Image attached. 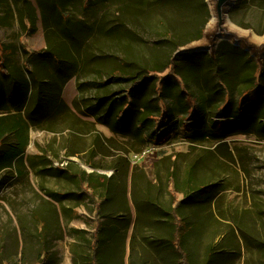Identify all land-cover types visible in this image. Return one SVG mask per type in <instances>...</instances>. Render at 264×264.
<instances>
[{
  "label": "rangeland",
  "instance_id": "rangeland-1",
  "mask_svg": "<svg viewBox=\"0 0 264 264\" xmlns=\"http://www.w3.org/2000/svg\"><path fill=\"white\" fill-rule=\"evenodd\" d=\"M81 7L95 22L71 29L46 0H0V43L11 49L14 69L25 70L24 48L31 54L52 48L63 66L57 71L43 58L34 66V92L41 90L48 105L27 121L22 160L0 171V264H93L96 210L77 183L82 172L113 179L101 264H182L172 217L142 204L148 197L169 210L172 176L181 190L178 218L191 264H264V42L250 38L264 37V0H236L229 13L253 48L238 47L257 63L244 85V61L222 53L218 60L222 42L211 47L207 0H82ZM187 51L204 55L193 87L206 98L205 128L193 114L179 120V129L140 121L132 133H117L100 122L106 108H94L92 84L125 94L132 83L111 82L115 70L146 75ZM243 90L260 103L251 119L240 109ZM14 140L10 135L7 144ZM145 145L155 146L154 153L134 159Z\"/></svg>",
  "mask_w": 264,
  "mask_h": 264
},
{
  "label": "trees",
  "instance_id": "trees-1",
  "mask_svg": "<svg viewBox=\"0 0 264 264\" xmlns=\"http://www.w3.org/2000/svg\"><path fill=\"white\" fill-rule=\"evenodd\" d=\"M81 1L46 0V3L53 10V14L58 18L60 24L72 29L77 28L81 24L84 26L90 24L92 26L95 22L86 16L85 11H82ZM233 10L235 8L231 12ZM64 13L68 15L67 19L64 18ZM53 51L52 48L50 50L47 48L43 52L31 54L24 48L26 61L23 67L25 70L20 73L18 69H14V62L10 60L11 49L5 48L0 43V115H2L0 116V171L11 169L22 160L29 145V122L27 121L36 119L43 107L48 105L41 90L34 92L37 82L39 83L37 77L34 76V73H36L34 66L37 62H40L39 58L50 59L55 65L54 69L62 71V63L56 60V54ZM221 53L228 57L229 60H234L236 57L238 60L242 59L244 61L241 66L244 73L241 83L243 85L246 84V75L249 71L256 68L255 65L257 63L254 58L243 49L234 47L227 42H223L219 46L216 54L219 58L218 60H220L219 56ZM203 57L202 52H180L175 59L169 61L165 69L162 68L159 71L148 69L146 75L140 72H137L136 75H130L124 68H119L112 73L110 80L113 83L130 81L132 86L124 92L125 94L107 92L105 91L106 84L101 82L92 84L97 91V104L94 108L97 110L106 108V114L99 118L100 122L111 125L112 130L117 133H132L140 121L146 128L149 126L153 127L156 124L159 125V128L166 126L170 129L172 124L179 129L182 124L179 120L193 114L192 119L197 123V126L202 129L205 128L208 118L207 102L205 97L202 94H198L193 87L199 76V72L195 70V67L203 60ZM122 66L120 64V67ZM166 71L167 74L159 78V74ZM24 72H27L29 77ZM117 72H120L122 77H116ZM123 75L125 78H123ZM243 92L244 90L241 93L243 101L240 104V109L247 111L245 116L251 119L255 117V112H258L260 103L259 100H250V97H247L245 92ZM34 95H37V101L33 104ZM196 97L201 99L200 103L191 105L190 101H193ZM53 99H55V96ZM59 103L56 100L55 102H49L50 107L54 108L53 113H56ZM29 107H33L30 112L27 111ZM12 108H16L15 113L19 114L11 113ZM22 112L24 113L23 115L21 114ZM42 115L39 119L45 118ZM110 117L112 118L111 123L108 121ZM163 119L164 121H162ZM215 130V127H212L206 132L211 135ZM10 135L15 140L13 143L7 144V139ZM170 179H172L170 180V186L173 200L171 201L172 207L169 210H165L161 205L153 203L152 198L148 197L144 199L142 204L153 210L155 214L160 212L163 217H172L175 222V248L181 255L182 264H191L190 257L184 247L178 218V209L181 201L178 200L177 194L181 193V190L178 189V182L175 177L172 176ZM112 181L113 179L106 180L104 176L94 178L92 174H87L86 172H82L77 181L81 191L94 204L96 210V227L92 234L90 245L93 264H101L104 254L103 236L107 234V226L104 219L107 217V203L111 201ZM154 198H157V196ZM128 200L130 201L129 198ZM39 258L41 259V255ZM49 263L50 260L44 259L39 264Z\"/></svg>",
  "mask_w": 264,
  "mask_h": 264
},
{
  "label": "water",
  "instance_id": "water-1",
  "mask_svg": "<svg viewBox=\"0 0 264 264\" xmlns=\"http://www.w3.org/2000/svg\"><path fill=\"white\" fill-rule=\"evenodd\" d=\"M213 1V12L216 18L215 27L212 30L211 36V47L217 48L221 42H232L233 45L239 46L241 43H245L249 48H253L247 43L245 37L240 36V31L236 32L230 29L227 25L229 19V13L234 6L236 0H212ZM232 24V23H231ZM210 49V48H208Z\"/></svg>",
  "mask_w": 264,
  "mask_h": 264
},
{
  "label": "bare ground",
  "instance_id": "bare-ground-1",
  "mask_svg": "<svg viewBox=\"0 0 264 264\" xmlns=\"http://www.w3.org/2000/svg\"><path fill=\"white\" fill-rule=\"evenodd\" d=\"M207 1H208L209 5H210V7L212 9V19H211V21H210V23L208 25V30H211L212 28L215 27L216 18H215V14L213 12V6H214L213 1L212 0H207ZM227 25L232 30H237V31H240L241 33H243L244 35H249L248 32H245L243 30H240L239 28H237L236 26H234L233 24H231L229 21H228ZM250 38L253 41L258 42V43L264 42V37H258V36L254 35V34L250 35Z\"/></svg>",
  "mask_w": 264,
  "mask_h": 264
},
{
  "label": "crops",
  "instance_id": "crops-1",
  "mask_svg": "<svg viewBox=\"0 0 264 264\" xmlns=\"http://www.w3.org/2000/svg\"><path fill=\"white\" fill-rule=\"evenodd\" d=\"M223 43V42H222ZM227 43H229V42H227ZM230 45H232V46H234V47H238V46H235V45H233V44H231V43H229ZM239 48V47H238ZM246 52V51H245ZM204 97V96H203ZM206 99V98H205ZM200 98L199 97H196V99H194L192 102H193V104L195 105V104H199L200 103ZM195 102V103H194ZM142 148H146L147 150H151L150 151V154H153L154 152L153 151H155V146H150V145H145V146H143Z\"/></svg>",
  "mask_w": 264,
  "mask_h": 264
},
{
  "label": "built area",
  "instance_id": "built-area-1",
  "mask_svg": "<svg viewBox=\"0 0 264 264\" xmlns=\"http://www.w3.org/2000/svg\"><path fill=\"white\" fill-rule=\"evenodd\" d=\"M150 151H151L150 149L147 150L146 148H144L140 153L135 154L133 156V158L136 159V160H141L143 158V156H145L147 154H150Z\"/></svg>",
  "mask_w": 264,
  "mask_h": 264
}]
</instances>
